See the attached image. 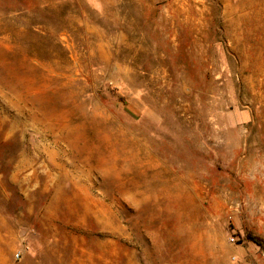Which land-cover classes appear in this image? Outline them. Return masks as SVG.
Here are the masks:
<instances>
[{"label": "rangeland", "instance_id": "374dc122", "mask_svg": "<svg viewBox=\"0 0 264 264\" xmlns=\"http://www.w3.org/2000/svg\"><path fill=\"white\" fill-rule=\"evenodd\" d=\"M0 264H264V0H0Z\"/></svg>", "mask_w": 264, "mask_h": 264}, {"label": "trees", "instance_id": "16d2710c", "mask_svg": "<svg viewBox=\"0 0 264 264\" xmlns=\"http://www.w3.org/2000/svg\"><path fill=\"white\" fill-rule=\"evenodd\" d=\"M249 238H250L252 241H254L255 243L260 244V241H259L257 238H255V237H253V236H251V235H249Z\"/></svg>", "mask_w": 264, "mask_h": 264}]
</instances>
